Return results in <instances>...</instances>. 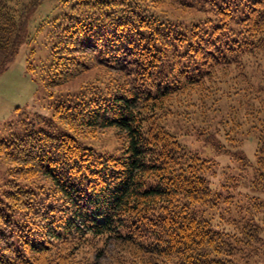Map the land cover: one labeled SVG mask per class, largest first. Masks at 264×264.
Segmentation results:
<instances>
[{"label":"trees","instance_id":"obj_1","mask_svg":"<svg viewBox=\"0 0 264 264\" xmlns=\"http://www.w3.org/2000/svg\"><path fill=\"white\" fill-rule=\"evenodd\" d=\"M176 1L208 7L213 16L181 27L153 12L149 0H59L63 9L50 20L56 56L49 83L68 82L91 61L119 75L109 93L83 92L54 106V121L72 133L31 129L0 139V157L11 166L0 199V264H83L88 249L100 256L111 243L117 257L134 255L135 264H240L241 236L212 221L227 188L211 187L210 161L186 149L161 119L175 92L218 67L244 66L264 47V0ZM12 5L0 0V71L28 37L27 7ZM261 66L233 79L264 93ZM111 127L125 137L119 153L99 152L77 136ZM258 143L261 164L264 138ZM36 174L52 184L47 204L35 203L32 189L18 182ZM257 232L248 239L257 243Z\"/></svg>","mask_w":264,"mask_h":264},{"label":"rangeland","instance_id":"obj_2","mask_svg":"<svg viewBox=\"0 0 264 264\" xmlns=\"http://www.w3.org/2000/svg\"><path fill=\"white\" fill-rule=\"evenodd\" d=\"M9 3L19 10L27 7L24 15H29V20L24 26L25 29L27 26L28 37L0 71V139L31 129L72 133L67 126L54 121V106L83 92L109 93L119 74L91 61L68 82L51 85V60L56 54L50 20L62 11L61 2L9 0ZM34 4L37 6L33 7ZM149 5L153 12L181 27L213 16L208 7L183 6L176 0H149ZM257 64L262 65L259 70L264 73V47L249 55L244 66L218 67L202 83L175 92L161 119L186 149L210 161L207 178L211 187L229 192L228 201L211 210L212 221L229 237L241 236L236 251L240 264H264V157L261 164L256 158L258 142L264 138V93L243 78L233 79L242 71L253 73ZM261 84L264 85V78ZM206 88L210 95L204 92ZM251 109L260 110L259 114L252 117L255 112L248 113ZM81 132L77 135L80 141L102 153H119L125 146V137L114 127ZM10 168L0 157V199L11 179ZM17 177L20 184L32 189L35 203L51 202L53 188L47 178L40 174ZM21 217L24 219V215ZM24 221L20 220L22 224ZM256 222L260 227L258 232L251 230ZM256 232L257 243L248 239ZM99 245L101 242L97 243ZM115 245L111 243L107 252L100 256L88 249V257H82L81 261L85 262L83 264L92 260L95 264H135L134 255L117 257Z\"/></svg>","mask_w":264,"mask_h":264}]
</instances>
